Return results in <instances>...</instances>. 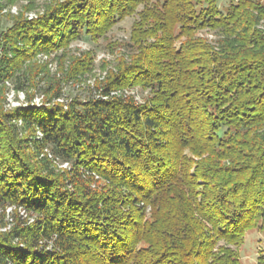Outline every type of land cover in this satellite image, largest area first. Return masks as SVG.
Listing matches in <instances>:
<instances>
[{
	"label": "trees",
	"instance_id": "1",
	"mask_svg": "<svg viewBox=\"0 0 264 264\" xmlns=\"http://www.w3.org/2000/svg\"><path fill=\"white\" fill-rule=\"evenodd\" d=\"M133 15L97 96L0 107V264H242L264 233V0L54 3L0 30V81Z\"/></svg>",
	"mask_w": 264,
	"mask_h": 264
},
{
	"label": "rangeland",
	"instance_id": "2",
	"mask_svg": "<svg viewBox=\"0 0 264 264\" xmlns=\"http://www.w3.org/2000/svg\"><path fill=\"white\" fill-rule=\"evenodd\" d=\"M62 1L64 0H15L0 10V30L10 27L15 20L35 19L41 16L47 7ZM237 1L239 0H216L221 11L231 2ZM135 19L136 15L123 19L110 28L103 38L96 41L83 38L52 51L36 52L29 60L20 64V69L13 77L1 78L0 107L10 111L29 104H44L51 99V92L55 89L61 94L58 100L61 103H67L74 98L86 100L97 96L95 87L106 74L115 71L120 60L129 61L126 43ZM197 34L212 39L211 32L206 30ZM1 55L0 51V57ZM85 55L91 57L90 71L79 72L73 79L70 78L69 71L73 63ZM125 91V94L133 96L138 103H143L150 97L149 89L139 85ZM2 219L0 217V231L4 230L1 228L2 223L6 228L11 224L9 215ZM242 241L238 247L240 262L257 264V257L264 255V233L254 227L246 233ZM140 247H143V244H140Z\"/></svg>",
	"mask_w": 264,
	"mask_h": 264
},
{
	"label": "built area",
	"instance_id": "3",
	"mask_svg": "<svg viewBox=\"0 0 264 264\" xmlns=\"http://www.w3.org/2000/svg\"><path fill=\"white\" fill-rule=\"evenodd\" d=\"M39 105H40V104H39ZM38 135H40V134H38ZM59 167L64 168V167H66V164H62V165H60ZM9 211H10V208L7 209V213H8ZM19 214H20L21 216H25L24 213H23L22 211H19Z\"/></svg>",
	"mask_w": 264,
	"mask_h": 264
}]
</instances>
